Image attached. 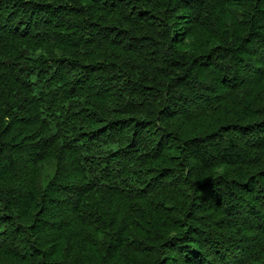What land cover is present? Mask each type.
<instances>
[{"label": "trees", "instance_id": "obj_1", "mask_svg": "<svg viewBox=\"0 0 264 264\" xmlns=\"http://www.w3.org/2000/svg\"><path fill=\"white\" fill-rule=\"evenodd\" d=\"M0 264H264V0H0Z\"/></svg>", "mask_w": 264, "mask_h": 264}]
</instances>
